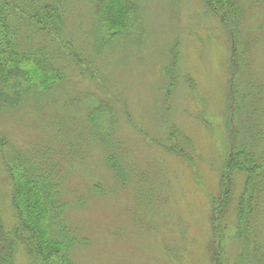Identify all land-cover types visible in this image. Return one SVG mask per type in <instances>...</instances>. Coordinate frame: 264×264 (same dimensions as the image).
<instances>
[{"label":"rangeland","instance_id":"374dc122","mask_svg":"<svg viewBox=\"0 0 264 264\" xmlns=\"http://www.w3.org/2000/svg\"><path fill=\"white\" fill-rule=\"evenodd\" d=\"M137 1L142 30L89 0H64L57 36L20 29V53L46 44L63 75L13 64L24 86L0 110V213L11 232L18 206L39 237L15 235L5 264H63L66 240L77 264H264V0H239L236 43L203 0ZM243 150L263 164L252 215L247 174L224 177ZM28 177L57 197L52 219L43 196L41 223L28 214Z\"/></svg>","mask_w":264,"mask_h":264},{"label":"trees","instance_id":"16d2710c","mask_svg":"<svg viewBox=\"0 0 264 264\" xmlns=\"http://www.w3.org/2000/svg\"><path fill=\"white\" fill-rule=\"evenodd\" d=\"M93 3H98V10L105 11V14H116V16L121 18H125L129 16L130 28L141 29L143 28V23L141 25V12L138 9V1L137 0H89ZM203 2L207 5L211 12L217 16L220 22L225 26L226 30L230 34V39H234V43L237 42L238 33V4L239 0H203ZM64 7V0H0V110L2 107H7L9 105L17 104L21 101L23 84L20 77V67L18 65H13L17 62H27L33 63L36 65V68L42 73L51 74L47 77L51 79L61 80L62 75L60 73V68H57L54 60L49 57L47 52V45L42 44L40 46L32 47L25 49L20 53L18 49V43L20 38V29L26 25L27 37L29 33H32V26H38L41 30H45L47 32L53 33L56 36L61 30V13ZM140 26V27H139ZM139 27V28H138ZM131 30V29H130ZM129 30V31H130ZM142 30V29H141ZM128 31V32H129ZM31 35V34H30ZM129 35V33H128ZM141 35V33H140ZM138 35V37L140 36ZM137 37V38H138ZM109 41V40H108ZM239 43V42H238ZM56 58V54H52ZM242 54L240 53L237 58L242 60ZM244 59V58H243ZM78 60V59H77ZM31 61V62H30ZM245 62V60H244ZM236 73V72H235ZM26 75V74H25ZM23 74V78L25 76ZM29 76H25V79ZM12 78V81H8ZM174 78V76L172 77ZM17 79H20L19 82ZM56 82V80H54ZM51 82L50 84H54L55 82ZM50 87V86H49ZM9 89V91H8ZM242 95H246V93H242ZM111 105L107 102H98L92 107V120L100 124L102 128L110 129V123L104 116L105 114H111ZM105 121V126L102 125V121ZM112 127V126H111ZM4 141V140H3ZM244 154H247V158L245 161L241 162L236 158ZM250 153H246V150L241 152H234L230 157L228 164L225 170V176L227 179H230L231 173L234 170H240L241 172H245L249 178V184L246 186V191L244 193L248 194V197L245 204V197L242 198L244 207V214L252 215L258 209L259 205V193L257 188V183H253L254 179H257L260 172H263V164H256L255 159L250 157ZM21 166V165H20ZM23 166L19 167L16 171L13 172L14 177L20 176L24 179V170ZM29 178V177H28ZM25 180V179H24ZM41 179L39 178H29L25 183L29 187V191H31L35 196H33L34 200L29 201L28 198V214L31 215L32 219L35 222L41 223V212L47 211L44 209V201L43 197H45L47 201V205L49 206L48 213L51 215V219L54 217L52 215L53 211L56 212V208L54 204H59L57 197L51 193V188H48V184L43 185L41 183ZM44 182V181H43ZM47 189V190H46ZM43 196V197H42ZM56 198V199H55ZM49 199V200H48ZM248 201V203H247ZM13 202L16 204V200ZM17 205V204H16ZM242 203H240V206ZM247 205V207H246ZM59 206V205H58ZM17 212L19 214V224L10 231L5 227L2 216L0 213V264H5L7 259L12 258L13 252V242L15 235L23 236L26 231H30L29 240H25L27 242L36 241L39 236H37L32 230L29 222L27 221V217L24 212H21L19 207L17 206ZM247 216V215H245ZM242 237L244 236L245 231H242ZM16 238V237H15ZM257 239V237H255ZM257 242V240H256ZM254 240L255 253L259 252V248H257V243ZM38 243V248L40 250V255H44L46 259V254L42 250L40 242ZM32 244V245H34ZM72 241L66 240L65 242L60 241V245L65 248L63 252L64 255L62 259L64 261L63 264H77V262L72 259L69 253V249L72 248ZM252 244V242L250 243ZM58 253V252H57ZM250 254V252H249ZM256 257V256H255ZM49 264V263H48Z\"/></svg>","mask_w":264,"mask_h":264}]
</instances>
